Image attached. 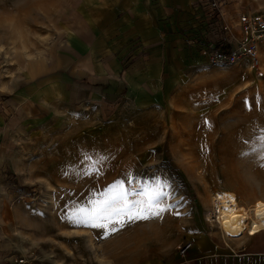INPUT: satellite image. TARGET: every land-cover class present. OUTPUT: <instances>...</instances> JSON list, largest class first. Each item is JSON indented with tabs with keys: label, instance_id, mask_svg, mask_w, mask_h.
Returning <instances> with one entry per match:
<instances>
[{
	"label": "rangeland",
	"instance_id": "rangeland-1",
	"mask_svg": "<svg viewBox=\"0 0 264 264\" xmlns=\"http://www.w3.org/2000/svg\"><path fill=\"white\" fill-rule=\"evenodd\" d=\"M121 2L0 0V264H165L188 231L211 230L212 191L253 217L264 208V47L260 74L242 60L212 64L204 28L199 45L186 43L201 59L163 62L166 83L137 105L102 92L54 99L55 83L85 81L76 70L87 54L94 85L112 79L103 37ZM217 4L224 22L241 9L264 14V0ZM116 182L164 211L123 227L114 218L108 235L82 223L74 209H90Z\"/></svg>",
	"mask_w": 264,
	"mask_h": 264
},
{
	"label": "crops",
	"instance_id": "crops-1",
	"mask_svg": "<svg viewBox=\"0 0 264 264\" xmlns=\"http://www.w3.org/2000/svg\"><path fill=\"white\" fill-rule=\"evenodd\" d=\"M157 1L122 0L121 12L108 19L107 33L103 38L108 44L109 55L105 67L112 79L102 80L103 85H94L90 74L95 70L87 54L77 61L82 69L76 70L81 71L79 76L85 81H65L64 85L61 81L55 83L54 99L73 101L83 98L86 102L93 93L102 92L108 97L122 95L124 100L137 105L141 99L156 95L157 82L166 83L160 78L163 62L166 67L173 61L187 65L201 59L197 46L186 44L199 45L198 40L205 30L201 22L203 12L194 5L195 0ZM106 70L100 69L102 73ZM25 91L29 88L20 90L21 93ZM252 198L250 194L247 197L248 200ZM242 208L253 210L247 206ZM186 240L191 245L185 255L182 257L175 251L165 264H264V230L254 222L248 224L243 235L229 239V246L237 253L230 252L220 243L216 231L202 225L188 231Z\"/></svg>",
	"mask_w": 264,
	"mask_h": 264
},
{
	"label": "built area",
	"instance_id": "built-area-1",
	"mask_svg": "<svg viewBox=\"0 0 264 264\" xmlns=\"http://www.w3.org/2000/svg\"><path fill=\"white\" fill-rule=\"evenodd\" d=\"M201 2L206 8L205 28L211 36V50L207 53L209 63L228 64L242 60L246 63L247 69L260 74L262 65L260 51L264 47V14L241 9L237 11L234 20L224 22L223 12L219 9L217 0ZM217 44L224 45V50L216 49ZM220 239L230 252L237 253L222 236ZM190 245L191 242L188 240L180 242L176 247L177 253L183 257ZM13 264H31V262L30 258L19 256Z\"/></svg>",
	"mask_w": 264,
	"mask_h": 264
},
{
	"label": "snow or ice",
	"instance_id": "snow-or-ice-1",
	"mask_svg": "<svg viewBox=\"0 0 264 264\" xmlns=\"http://www.w3.org/2000/svg\"><path fill=\"white\" fill-rule=\"evenodd\" d=\"M131 193L127 191L121 182H116L104 193L102 200L92 202V207H80L74 209L75 214L82 216L81 221L88 222L92 227L104 229V235L117 231V228L110 227L114 218L121 227L126 223L139 220H147L160 215V211H153L154 196L149 195L147 200L129 199Z\"/></svg>",
	"mask_w": 264,
	"mask_h": 264
},
{
	"label": "bare ground",
	"instance_id": "bare-ground-1",
	"mask_svg": "<svg viewBox=\"0 0 264 264\" xmlns=\"http://www.w3.org/2000/svg\"><path fill=\"white\" fill-rule=\"evenodd\" d=\"M170 201L173 204L178 203L176 199ZM203 218L210 229L215 228L219 238L222 236L227 244L229 239L243 235L250 222L264 228V208L260 209L256 216H250L249 211L240 208L235 199L225 190L212 191L209 206L203 211Z\"/></svg>",
	"mask_w": 264,
	"mask_h": 264
},
{
	"label": "trees",
	"instance_id": "trees-1",
	"mask_svg": "<svg viewBox=\"0 0 264 264\" xmlns=\"http://www.w3.org/2000/svg\"><path fill=\"white\" fill-rule=\"evenodd\" d=\"M215 48L218 49V50H224L225 46L217 44V45H215Z\"/></svg>",
	"mask_w": 264,
	"mask_h": 264
}]
</instances>
